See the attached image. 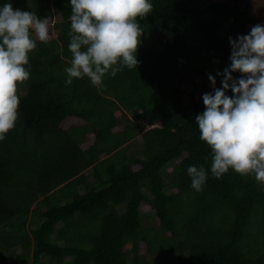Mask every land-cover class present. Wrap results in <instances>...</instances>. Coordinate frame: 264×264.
Masks as SVG:
<instances>
[{
    "label": "trees",
    "instance_id": "trees-1",
    "mask_svg": "<svg viewBox=\"0 0 264 264\" xmlns=\"http://www.w3.org/2000/svg\"><path fill=\"white\" fill-rule=\"evenodd\" d=\"M8 2L52 29L29 54L18 119L0 141V264H264V184L231 169L216 179L195 121L208 75L220 88L216 73L230 66L228 38L258 23L251 8L151 0L153 11L137 18V68L98 87L87 77L65 84L70 0L0 7ZM185 75L204 80L181 88ZM200 165L207 180L197 192L187 168Z\"/></svg>",
    "mask_w": 264,
    "mask_h": 264
},
{
    "label": "clouds",
    "instance_id": "clouds-1",
    "mask_svg": "<svg viewBox=\"0 0 264 264\" xmlns=\"http://www.w3.org/2000/svg\"><path fill=\"white\" fill-rule=\"evenodd\" d=\"M70 6L72 61L65 69L66 85L73 78L87 77L102 87L106 75L115 77L124 67L137 68L144 31L137 18L153 11L151 0H70ZM49 39V18L14 9L10 2L0 7V141L18 119V86L30 78L29 54L37 40L47 44ZM228 39L230 66L216 73L221 76L220 88L215 77L208 75L212 91L203 94L205 110L195 121L200 140L212 150L211 174L216 179L231 169L241 176L254 174L264 184V24ZM234 72L240 77L234 78ZM187 174L191 187L202 191L205 167L189 166Z\"/></svg>",
    "mask_w": 264,
    "mask_h": 264
},
{
    "label": "rangeland",
    "instance_id": "rangeland-1",
    "mask_svg": "<svg viewBox=\"0 0 264 264\" xmlns=\"http://www.w3.org/2000/svg\"><path fill=\"white\" fill-rule=\"evenodd\" d=\"M202 1H206V0H202ZM241 1L242 3L246 4L249 8H251V10L253 11V13L255 14V16L257 17V21L259 24H264V0H238ZM53 13L57 14V10L53 9ZM52 24L49 25V30L52 29ZM53 33V30H52ZM203 76H199V75H185L181 78L180 80V87L181 88H196L199 86V83L201 81H203ZM131 117V115H130ZM135 145L132 146V150L134 151L135 149ZM141 212H146L147 210H149L150 208L146 205V203H143L141 206ZM141 226L143 228H145V232L148 233H154V230H149L152 227V214L149 215H145V214H141ZM147 227H149V229H146ZM262 237H260V241H261ZM262 245V244H260ZM139 252L141 253V256H143L144 253V249H140ZM140 256V257H141ZM143 262V261H142Z\"/></svg>",
    "mask_w": 264,
    "mask_h": 264
}]
</instances>
